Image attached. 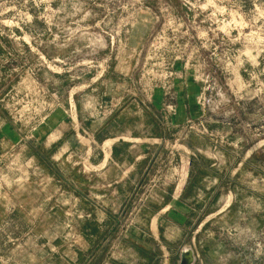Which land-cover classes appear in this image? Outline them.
Segmentation results:
<instances>
[{
    "label": "rangeland",
    "instance_id": "374dc122",
    "mask_svg": "<svg viewBox=\"0 0 264 264\" xmlns=\"http://www.w3.org/2000/svg\"><path fill=\"white\" fill-rule=\"evenodd\" d=\"M118 129L158 149L127 193L100 169ZM183 246L264 264V0H0V264Z\"/></svg>",
    "mask_w": 264,
    "mask_h": 264
},
{
    "label": "crops",
    "instance_id": "0c3cea01",
    "mask_svg": "<svg viewBox=\"0 0 264 264\" xmlns=\"http://www.w3.org/2000/svg\"><path fill=\"white\" fill-rule=\"evenodd\" d=\"M111 122L114 120H108L101 124L95 130V135H99ZM164 133L165 130L162 131L163 135ZM148 140L142 137V132L135 134L129 129H118L113 136L102 141L100 169L103 170L107 167V171L114 172L115 176L111 178V182L112 185L118 187V191L127 193V190L132 188L138 178L152 169L158 157L157 154L152 155V152L154 149H158L152 148Z\"/></svg>",
    "mask_w": 264,
    "mask_h": 264
},
{
    "label": "flooded vegetation",
    "instance_id": "af4514ba",
    "mask_svg": "<svg viewBox=\"0 0 264 264\" xmlns=\"http://www.w3.org/2000/svg\"><path fill=\"white\" fill-rule=\"evenodd\" d=\"M183 252H184V255H183V258L181 260H180V251H179V253H177L178 259L176 261V264H180V262L184 263V264H193V263L196 264L197 256H196V253L193 249L191 251L189 249L186 250L184 248ZM194 258H195V260L193 261Z\"/></svg>",
    "mask_w": 264,
    "mask_h": 264
},
{
    "label": "water",
    "instance_id": "95a60500",
    "mask_svg": "<svg viewBox=\"0 0 264 264\" xmlns=\"http://www.w3.org/2000/svg\"><path fill=\"white\" fill-rule=\"evenodd\" d=\"M184 248L187 250V249H189V250H191L192 251V248L189 246V247H186V246H183L181 249H180V260L183 258V255H184V252H183V250H184ZM195 260V258L193 259V261ZM180 264H184V263H181L180 262ZM194 264V263H193Z\"/></svg>",
    "mask_w": 264,
    "mask_h": 264
}]
</instances>
